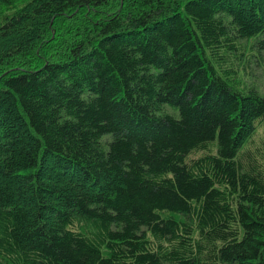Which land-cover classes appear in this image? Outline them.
Masks as SVG:
<instances>
[{
  "label": "trees",
  "instance_id": "obj_1",
  "mask_svg": "<svg viewBox=\"0 0 264 264\" xmlns=\"http://www.w3.org/2000/svg\"><path fill=\"white\" fill-rule=\"evenodd\" d=\"M260 69L264 0H0V264H264Z\"/></svg>",
  "mask_w": 264,
  "mask_h": 264
},
{
  "label": "rangeland",
  "instance_id": "obj_2",
  "mask_svg": "<svg viewBox=\"0 0 264 264\" xmlns=\"http://www.w3.org/2000/svg\"><path fill=\"white\" fill-rule=\"evenodd\" d=\"M252 79L258 82L260 89L264 93V70L263 69L255 70L254 77H252ZM248 82H249V78H248Z\"/></svg>",
  "mask_w": 264,
  "mask_h": 264
}]
</instances>
